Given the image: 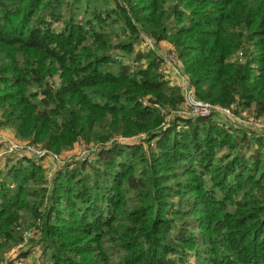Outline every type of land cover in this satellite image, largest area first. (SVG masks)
Wrapping results in <instances>:
<instances>
[{
	"label": "trees",
	"instance_id": "trees-1",
	"mask_svg": "<svg viewBox=\"0 0 264 264\" xmlns=\"http://www.w3.org/2000/svg\"><path fill=\"white\" fill-rule=\"evenodd\" d=\"M163 52L197 98L264 118V0H0V130L88 151L50 180L9 152L0 264L38 250L25 232L38 264H264V137L181 115Z\"/></svg>",
	"mask_w": 264,
	"mask_h": 264
},
{
	"label": "built area",
	"instance_id": "built-area-1",
	"mask_svg": "<svg viewBox=\"0 0 264 264\" xmlns=\"http://www.w3.org/2000/svg\"><path fill=\"white\" fill-rule=\"evenodd\" d=\"M145 40L146 42H148L150 47L153 46L152 42L149 39ZM163 57L166 63L165 72L176 84L179 85L183 95L182 110H180L181 115L188 117L216 116L217 118H227L233 121L236 125H240L241 127L248 129H253L264 136V124L260 122L262 120L253 119V122L242 120L240 117H238L239 115L234 113V105H232L231 107L214 105L197 98L194 94L193 88L188 83L187 78L182 75L179 69V64L177 62L175 63L173 56L169 53L163 52ZM1 133L2 132L0 131V134ZM16 151L35 158L43 159L44 167L46 168V173L48 174V176H50V174L53 173L57 167L63 165L68 159L38 146L23 144L21 142H19V144L9 143L8 152ZM85 151L86 152L83 153V157L88 153L87 150Z\"/></svg>",
	"mask_w": 264,
	"mask_h": 264
},
{
	"label": "rangeland",
	"instance_id": "rangeland-1",
	"mask_svg": "<svg viewBox=\"0 0 264 264\" xmlns=\"http://www.w3.org/2000/svg\"><path fill=\"white\" fill-rule=\"evenodd\" d=\"M64 12L67 13L66 8H64ZM142 46L140 44V47L141 48H149L150 47V45L148 44V42H145V43L143 42L142 43ZM237 115H239L238 117H240L242 120H247V121H252L253 122V116L250 115L246 110H244V112H241L240 114H237ZM218 120L221 121L224 125L232 124V126H237L236 124H234L233 121H231V120H229L227 118H222L221 117V119L218 118ZM260 120H262L260 122L262 124H264V118L262 117ZM250 130H253V129H250ZM0 131L2 132L0 134V172L1 173L2 172L5 173L6 170L9 168V166H11V164H13L14 160L16 159V157H19V154H17V153H9L8 152V145H9V143H18V144H19V142H21L23 144H27V143H24L22 141H19L18 138H16L12 134L11 130H9V129H4V130H0ZM256 134H257V131H256ZM260 135H262V134H260ZM135 141H136V139H129L128 141H125V142H127V143H134ZM122 142H124V141H122ZM85 152L86 151L84 150V148H81L79 146H75L72 149H68L66 151H63V152H60V153H55V154H58V155H60L61 157H64V158H68L67 160L68 161H71L73 159L76 160L78 158H82L83 153H85ZM220 154L221 153H219L218 156H220ZM45 175H46L47 180H50L53 174L51 173L50 174L51 177H50L45 172ZM1 178H2V176L0 175V179ZM42 186H48V185L45 184V185H42ZM25 233H26L25 234V239H24V242L25 243L18 244L13 249L16 250L19 247L24 248V249H27L28 246H29V244H30V245H32V248H36L38 250H34L35 253L32 254V257H29L27 259L28 260L27 262H25L23 259L22 260H18V261L17 260H15V261L13 260V261L15 262V264H31L33 261L38 264L40 262V259H39L38 256L40 254L41 248L38 246V244L36 243V241L35 242H28L27 241V237L30 236V232H25ZM10 252H8L7 255L5 256V259L6 260H11L12 258L16 257V254H15L16 252H14V253H10Z\"/></svg>",
	"mask_w": 264,
	"mask_h": 264
},
{
	"label": "crops",
	"instance_id": "crops-1",
	"mask_svg": "<svg viewBox=\"0 0 264 264\" xmlns=\"http://www.w3.org/2000/svg\"><path fill=\"white\" fill-rule=\"evenodd\" d=\"M160 46H162L165 49L171 47V45H169L168 43H162V45H160Z\"/></svg>",
	"mask_w": 264,
	"mask_h": 264
}]
</instances>
